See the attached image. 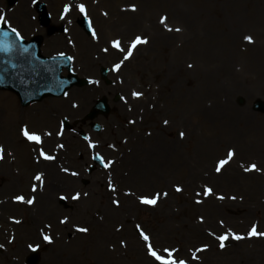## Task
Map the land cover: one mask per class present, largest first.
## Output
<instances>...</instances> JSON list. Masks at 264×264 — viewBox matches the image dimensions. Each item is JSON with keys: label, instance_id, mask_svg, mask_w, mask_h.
Returning a JSON list of instances; mask_svg holds the SVG:
<instances>
[{"label": "rangeland", "instance_id": "374dc122", "mask_svg": "<svg viewBox=\"0 0 264 264\" xmlns=\"http://www.w3.org/2000/svg\"><path fill=\"white\" fill-rule=\"evenodd\" d=\"M32 1L17 0L16 5L7 6L0 0V15L7 17L8 13L7 21L27 38L45 33ZM42 1L58 22L63 21V0H55L53 5L50 0ZM121 1L136 5V10H131L127 20L115 22L110 10L117 5L112 7L109 0H64L72 4L65 21L67 30L80 33L74 16L79 13L77 5L83 3L99 36L96 40L82 33V53H72L76 58L73 68L81 77H96L99 64L112 66L111 60L118 55L112 40L121 39L127 49L135 36L148 38V43L138 45L121 66L122 81L113 90L119 91L121 99H109L113 111L106 119H98L103 130L90 134L88 140L98 142L95 151L105 162L114 161L109 168L87 174L91 163L87 144L64 130L63 136L56 135L63 116L72 123L85 111L86 99L80 100L78 90L63 98L46 97L25 108L13 93L0 90V128L6 126L2 133L13 149H8L0 162V244L4 245L0 264H26L34 249L39 252L38 264H153L136 224L151 237L154 247H176L189 264H264V237L248 236L254 223L258 231H264V113L253 110L255 100H264V19L253 17L261 13L264 3ZM163 16L172 31L161 24ZM62 35L55 34L53 39H62ZM245 36H251L253 42ZM104 48H108L107 53ZM62 50L58 45L44 47L42 52L49 55ZM77 55L84 57V67H80ZM99 83L79 91L82 96L93 88L101 93L104 83ZM133 90L143 95L135 98ZM25 124L52 133L45 137L43 147L55 160L37 161L38 151L34 149L40 145L24 138L21 129L18 132ZM230 148L235 150V157L216 173L217 161L225 158ZM80 152L85 162H72ZM251 163L261 170L245 172L241 165ZM61 167L69 168V173L62 172ZM37 171L45 173L43 187L33 179ZM109 176L116 192L109 189L106 193ZM82 178L88 180L86 185ZM33 184H37L35 192ZM205 184L214 194L197 196ZM176 185L183 191L176 192ZM129 190L134 194L126 195ZM156 191L168 195L156 206L139 203V195ZM76 192L81 193L79 200L71 198ZM20 194L26 199L35 196V202L11 201ZM220 194L224 200L216 198ZM38 195L54 208L52 217L36 212ZM61 195L68 196L65 203H60ZM232 196L236 199L229 198ZM114 199L120 204L111 202L115 210L110 211L106 202ZM197 199L203 203L197 204ZM33 215L45 220L32 231ZM64 217L68 221L61 224ZM6 224L10 227L5 228ZM77 227L89 231L79 232ZM228 229L244 238L236 240L229 234L225 247L220 248L217 237ZM45 234L51 236V242L43 239ZM202 244L209 247L197 253L199 260L191 259L190 250ZM97 247L101 252H96Z\"/></svg>", "mask_w": 264, "mask_h": 264}, {"label": "snow or ice", "instance_id": "6c2138e0", "mask_svg": "<svg viewBox=\"0 0 264 264\" xmlns=\"http://www.w3.org/2000/svg\"><path fill=\"white\" fill-rule=\"evenodd\" d=\"M77 7L81 13H83L85 16H87L86 6L83 3L78 4ZM129 7L132 11L136 10V5H134V4L130 5ZM71 9H72L71 3L65 4L64 5V14L69 13L71 11ZM104 15L107 16V12H105ZM166 20H167V17L163 16V17H161L160 22H161V24L164 25V27L168 31H172V29L169 28L168 25L165 23ZM0 22L7 24L8 29H9L8 31L0 29V52L12 53L13 51H15L21 47V45L19 44V41H22L23 37L21 36V33L19 32V30L17 28H14L11 26V24L7 21L5 16L0 15ZM88 27L91 30L92 38L98 40L99 36H98L96 30L92 27V21L90 18L88 19ZM175 30L180 31L179 28H177ZM10 34H14L15 38H12V36ZM244 39L247 40L249 43L253 42V38L251 36H245ZM110 43H111L112 48L116 49L119 53L123 54V59H120L117 63H115L113 65V69L115 71H119L121 66L124 64V62L127 61L133 55V50L136 49L137 46L140 44L148 43V38L146 36L142 37L140 35L135 36L130 41V43H128L127 50H125V47L122 46L121 40L119 38L112 40ZM23 50L27 51L26 49H23ZM103 51L107 53L108 48H104ZM59 55H64V53H60ZM69 59H72V57H69ZM89 82L93 83L94 81H89ZM65 95H67V93H65ZM131 95L135 98H139L143 95V93L133 90ZM73 107H76V105L74 104ZM164 123L167 124L168 122L164 121ZM21 134L28 141L33 142L36 145H40V147L38 149H34L35 151H38L37 160H39L40 158H43L44 160H49V161L56 159V157L54 155H50L49 153H47L45 151V148L43 147L44 138L50 137L52 135V133L50 131H44L41 129H30L29 126L27 124H25L21 128ZM56 135L63 136V129L61 128V130L58 131L56 133ZM179 135L181 137H183L184 133L180 132ZM85 140H89V138L86 136ZM97 143L98 142L93 143V142L89 141V147L95 148L97 146ZM57 147L62 149V148H64V145L58 144ZM4 154H5V148L2 144H0V160L4 159ZM235 155H236L235 150L230 148L227 151L226 157L223 159H219L217 161L216 166H215V172L219 174L222 171V169L224 168V166L233 160ZM94 158L100 160L101 163L103 164L104 168H106V169L109 168L114 163V161H112V160H108L107 162H105L104 157L101 156L99 153H96V156ZM241 167H243V170L245 172L260 171L261 170L256 163H251L247 167H244L243 165H241ZM61 171L64 173H69L70 170H69V168L61 167ZM71 175L76 176V175H78V173L77 172H71ZM44 176H45V173L43 171H37L33 176V179L39 183L40 187H43ZM108 188L112 192H116V186L112 183L111 176H109ZM32 191L33 192L37 191V184L32 185ZM175 191L181 192V191H183V189L179 185H176ZM125 194L126 195H133L134 193H132L131 190H129ZM201 194L204 196L213 195L214 189L212 187L208 186L207 184H205L204 188H203V192L202 193H200V192L196 193L197 196H200ZM84 195L86 196L87 193H84ZM167 195H168L167 192L161 193L159 191H156L153 193L141 194L137 197V199H138L140 204L149 205V206H156L157 203L159 202V200L161 199V197L162 196L167 197ZM80 196H81V193L76 192L74 195L71 196V198L73 200H79ZM216 198L219 200H224L225 196L223 194H220V195H217ZM229 198L233 199V200L236 199L235 196H232ZM13 199L17 202H26L28 205H32L35 202V196L26 199L23 194L16 195L13 197ZM60 199L61 200L68 199V196L61 195ZM195 202L197 204L203 203V201L199 200V199H197ZM112 203L115 204L116 206H119L120 201L118 199H114L112 201ZM11 219H13L16 223H20V221L15 220L14 217ZM67 221H68V217H64L63 219L60 220V223L64 224ZM200 221L201 222L204 221L203 216L200 217ZM223 224H224V222L221 220L220 225L223 226ZM47 227L50 228L51 225H48ZM135 227L138 230L140 237L143 239V241L146 244L147 253L150 257H152L153 264H189L188 260L180 257L178 248H176V247H162V248L154 247V245L151 241V237L143 230L141 225L136 224ZM257 227H258L257 224H255V223L252 224L251 228L248 231V236L264 237V231H258ZM77 230L79 232H83V233H87L89 231V229L87 227H77ZM210 234L215 235V233H210ZM229 234H231V236L236 240H241L244 238L242 235H239V234L232 232V229H228L226 233L217 237V239L220 241V245H219L220 248L225 247L224 241L226 239H228ZM43 239L45 241L51 242L52 238H51V236L45 234V235H43ZM120 243L125 244V242L123 240H121ZM3 247H4V245L0 244V248H3ZM29 247L32 248L33 245H29ZM208 247H209L208 244H202L200 247L195 248L194 250H190L191 259L199 260V256L197 255V253L205 251Z\"/></svg>", "mask_w": 264, "mask_h": 264}, {"label": "water", "instance_id": "95a60500", "mask_svg": "<svg viewBox=\"0 0 264 264\" xmlns=\"http://www.w3.org/2000/svg\"><path fill=\"white\" fill-rule=\"evenodd\" d=\"M15 0H10L13 3ZM5 31L9 29L0 27ZM12 38L14 34H10ZM40 38L35 37L30 42L19 41L21 47L12 53L0 52V88L10 89L18 94L23 105L33 100L41 99L45 95H60L72 86L74 78L60 79L59 71L67 61L63 58L43 59L38 55ZM26 49L27 51H24ZM79 83V80L77 81ZM104 100L99 101V111L107 113ZM258 109L264 111V102L255 103ZM98 111H92L88 117L93 118ZM39 260L37 253L28 257V264H36Z\"/></svg>", "mask_w": 264, "mask_h": 264}, {"label": "bare ground", "instance_id": "6f19581e", "mask_svg": "<svg viewBox=\"0 0 264 264\" xmlns=\"http://www.w3.org/2000/svg\"><path fill=\"white\" fill-rule=\"evenodd\" d=\"M261 1V3H264V0H260ZM261 13H255L254 14V18L255 17H259V18H263L264 19V9H262L261 11H260ZM117 13L119 14L117 17H120L119 19V21L121 22V20H127L128 18H130L132 15H131V12L128 10V9H125L124 10V12H118L117 11ZM254 20H256V19H254ZM257 21V20H256ZM254 34V33H253ZM76 36V35H75ZM253 37H255L254 35H252ZM257 37V36H256ZM76 38H78L79 39V45H82V43H83V41H84V39H83V37L82 36H80V37H78V36H76ZM16 111V110H15ZM48 120L50 121L51 120V118H48ZM2 123V122H1ZM13 124V123H12ZM21 127L22 126H19L18 127V132L20 131V129H21ZM6 130V126H4V127H1L0 128V136H1V138H0V144H2L3 146H4V148H5V154H6V152L8 151V149H11L12 150V152H13V149H12V147H11V145L12 144H10L9 142H8V140L6 141L5 140V138H4V134L2 133V132H4ZM45 139V138H44ZM9 147H11V148H9ZM36 146H33V149L35 148ZM38 147H36V149H37ZM47 152V151H46ZM48 153V152H47ZM5 154H4V159L3 160H0V162H3L4 160H5ZM37 156H38V153H36V158H37ZM38 162L39 161H41L42 162V160L41 159H39V160H37ZM107 192H110V190H109V188H106V193ZM11 198V197H10ZM37 198H38V204H39V206H37V208H36V212H38V213H40V214H42L43 216H45L46 218H47V216L46 215H48L49 216V214H50V217H52V214H53V210H54V208H52L50 205H48L47 203H46V201L44 200V198H42V196L41 195H38L37 196ZM11 201H13V198H11ZM111 200H109V202H106V204L108 205L107 206V208L109 207V209H110V211H114L115 210V208H113V206L114 205H112L111 204ZM11 204V203H10ZM7 206H10V205H7V204H5V206L4 207H7ZM49 213V214H48ZM45 219L44 218H42L41 217V220H39V218L38 219H35L34 218V215L32 216V217H30V224H31V226H30V229L33 231V228H34V226L35 227H37L38 226V224L39 225H42V221H44ZM33 223H34V225H33ZM8 227H10V225H8V224H6L5 225V228H8ZM13 229V228H12ZM67 231V230H66ZM98 248V250H96V252H99L100 250H99V247H97ZM101 252V251H100Z\"/></svg>", "mask_w": 264, "mask_h": 264}, {"label": "flooded vegetation", "instance_id": "af4514ba", "mask_svg": "<svg viewBox=\"0 0 264 264\" xmlns=\"http://www.w3.org/2000/svg\"><path fill=\"white\" fill-rule=\"evenodd\" d=\"M76 43L77 42L73 38L71 39L70 43H68L67 40H64L63 41V47H65L66 49L67 48H72L73 49V48H76V46H75V45H77Z\"/></svg>", "mask_w": 264, "mask_h": 264}]
</instances>
